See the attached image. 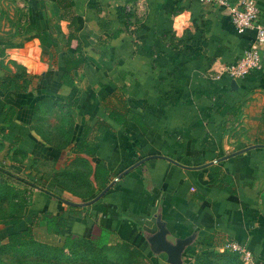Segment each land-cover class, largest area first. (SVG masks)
Segmentation results:
<instances>
[{"label": "crops", "instance_id": "obj_1", "mask_svg": "<svg viewBox=\"0 0 264 264\" xmlns=\"http://www.w3.org/2000/svg\"><path fill=\"white\" fill-rule=\"evenodd\" d=\"M60 2L0 0L30 31L7 39L0 8V244L28 225L53 245L100 225L108 245L136 255L125 264H173L148 240L159 220L170 239L193 235L181 264H207L230 240L264 264V59L234 86L209 75L242 54L254 29L197 0H67L64 19ZM70 29L84 57L74 105L60 82ZM42 32L55 43L42 44ZM82 127L91 151L75 147ZM97 165L114 182L79 204L105 187ZM44 210L66 218L63 235L47 230Z\"/></svg>", "mask_w": 264, "mask_h": 264}, {"label": "trees", "instance_id": "obj_2", "mask_svg": "<svg viewBox=\"0 0 264 264\" xmlns=\"http://www.w3.org/2000/svg\"><path fill=\"white\" fill-rule=\"evenodd\" d=\"M61 1V0H60ZM65 2H60V6L64 9H60V18L66 17L67 10V0ZM72 22L76 21L75 16H70ZM77 29H70L66 33L67 46H71V40H75L76 44L73 45V53L70 54L67 51L62 52V73L60 77V82L69 86V92L66 95V99L69 104H76L80 91L73 82V73L77 70L83 62V50L80 44V38L76 34ZM63 32V31H62ZM65 34V32H64ZM39 39L42 44L46 47L51 46L55 43V40L50 37L48 33H39ZM119 116L116 114L114 117ZM88 127H82L80 131V137L75 143L77 150H90L83 146ZM94 177L98 186L103 188L108 179L109 174L107 169L101 165H97L94 173ZM17 216V215H15ZM41 218L46 224L48 231L60 232L63 235V229L67 226V220L63 215H55L50 211L44 210L41 214ZM19 217L10 218L6 220V224H17L19 222ZM32 224L35 222L31 221ZM37 222V221H36ZM109 229L105 226H100L94 228V231L90 232L88 236H84L81 233L68 232L64 235L62 243L58 245H53L47 242H41L33 238V232L31 225H28L20 231H13L7 234V242L0 244V250H5L6 247H10L13 244H25L26 242L34 243L36 240L41 246H34V253L41 255L43 259H48L51 263L59 264L64 262L65 264H125L135 260V254L133 251L128 250L125 244L123 245H108ZM117 248H116V247ZM120 246V247H119ZM46 249H51V254L48 255ZM212 255L209 258L204 259L207 264H224L223 262H218L214 260V257H221L225 262H234L235 264H243L236 253L230 252L228 250L222 252H210ZM47 255V256H46ZM239 261V262H238Z\"/></svg>", "mask_w": 264, "mask_h": 264}, {"label": "built area", "instance_id": "obj_3", "mask_svg": "<svg viewBox=\"0 0 264 264\" xmlns=\"http://www.w3.org/2000/svg\"><path fill=\"white\" fill-rule=\"evenodd\" d=\"M198 2L210 5L214 8L225 11L232 23L238 30L246 28L254 29V39L245 48L242 54L233 62L223 63L212 76H219L226 73L233 79H241L255 69L262 66L264 59V20L261 17L259 7L255 0H197ZM210 72V71H209ZM224 247L237 254L243 264H259L252 251L245 245L235 240L227 241Z\"/></svg>", "mask_w": 264, "mask_h": 264}, {"label": "rangeland", "instance_id": "obj_4", "mask_svg": "<svg viewBox=\"0 0 264 264\" xmlns=\"http://www.w3.org/2000/svg\"><path fill=\"white\" fill-rule=\"evenodd\" d=\"M4 3V1H2ZM3 3L0 4V8L2 10L1 19H4L5 22L2 23V25L9 26V30H3L5 32L7 39L12 40L15 38L16 35L30 32L28 28L25 26L23 27L22 24H20L19 17L11 16L9 13L10 8L9 6L5 5L3 6ZM1 192H5L0 190V217H3V213L7 211V203L8 200H2L1 198ZM17 192L9 191L7 194H11L13 198V195ZM7 198L8 195H7ZM9 198V199H11ZM6 199V198H5ZM23 200L15 202L16 204L23 205ZM11 203L13 204V201L11 199ZM15 204V205H16ZM18 207V205H17ZM34 246L38 247L41 246L36 240H34V243H30L29 241L25 244H13L10 247H6L5 250H0V264H54L51 263L50 260L43 259L41 255L35 254ZM46 252L48 255L51 254V249H46ZM47 256V255H46ZM59 264H65L64 262H60Z\"/></svg>", "mask_w": 264, "mask_h": 264}, {"label": "water", "instance_id": "obj_5", "mask_svg": "<svg viewBox=\"0 0 264 264\" xmlns=\"http://www.w3.org/2000/svg\"><path fill=\"white\" fill-rule=\"evenodd\" d=\"M236 79H231V85H236ZM126 171V170H125ZM125 171L119 173L116 178L120 177ZM114 180H111L103 189L100 190L92 199L86 202H82L79 204H87L98 199L112 184ZM71 202V201H68ZM74 203V202H71ZM158 229L148 236V240L151 246V249L155 252H165L166 259L168 262L173 264H181L183 261L182 253L184 252L186 246L191 242L193 235H187L185 237H175L174 239H170L168 237V229L165 224L161 221H157Z\"/></svg>", "mask_w": 264, "mask_h": 264}]
</instances>
